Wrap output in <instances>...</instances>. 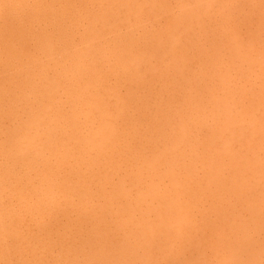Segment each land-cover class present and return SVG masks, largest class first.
Returning a JSON list of instances; mask_svg holds the SVG:
<instances>
[{
	"label": "bare ground",
	"instance_id": "1",
	"mask_svg": "<svg viewBox=\"0 0 264 264\" xmlns=\"http://www.w3.org/2000/svg\"><path fill=\"white\" fill-rule=\"evenodd\" d=\"M28 1L29 0H0V147H1L0 157H1V159H2V157L6 158L5 161L8 162V164L6 163V165H4V166H3V164H5V163H2V165H0V181H1L0 182V192L3 193V190L6 188V186H8V187L10 186L9 188H11V190L14 188V185L12 188V186L10 184L12 182L10 180H16V181L18 180V182L20 183L21 179H23V178H20L18 175L17 176L19 178L15 176L16 170H14V169L18 168L17 173L22 172L24 169H26V173H27V175H29L28 174L29 171H31V169L33 170L32 166L33 165L35 166L36 164H38V165L40 164V166L42 165L44 168V171H43L44 175L42 176V178H40L38 188L36 186L35 188H37V189H35L36 191H34L35 193L34 192L33 193L38 194L39 191H40V193L43 192L44 198L46 197V199H44L42 201L41 198L37 197L38 200L37 199L36 200H37V204H39V208H41V206H42L41 204H43V202L45 200L46 201L44 203H46L47 200L53 201L55 199L54 189H57L58 192L61 191V193L65 194L66 196H69V195L71 196V195H73V193L75 192V189L77 187H79V188L84 187L85 181H86L84 178L85 177L84 174H86V172L84 173V171H83V173H84V174L82 173L84 176L83 177V176H81V173H80L81 170L80 169L77 170L71 165H70L71 167H69L70 160L76 159V160H81L82 163H86L87 171L90 173V176H91L90 178H93V179L97 178L99 180L98 183L100 184V186H101V181H102V183H103L101 186L102 189H100V190H102L101 191V198L104 201L105 205H108L109 203L111 204L114 200H118V202H120L119 199H122V200L128 199V196L130 194H129V191L126 190L124 182H123L124 180H127L126 176H125L126 178L125 177L121 178V179H124V180H121V182L118 180L119 182H117V183H120V184L115 186L116 187L114 189V192L116 190L115 195L112 194L114 192H112L110 194H106L107 190L105 187H107V185H109V183H114L115 178L117 176L119 177V175H118L119 168H117L119 160L116 161L117 159H120V158L123 159V158L127 157V155H128L129 156V157H127L128 161L123 160V162L129 163L130 161H132L131 158L133 156L130 153L131 150H129V145H128V141L130 140V136L128 134V131L126 130V128L123 131H120L118 128H116L115 123L118 122L120 119H124L127 116V114L125 112V110L127 108L131 107L132 105H135V107L137 108V105H138L136 102L137 99L135 100V98H132L134 93L132 91H129L128 95L122 98V97H120V95H118V92L116 93V91H113V89L109 90L110 88H108L105 91H107L108 93L113 91V93H115V94H112V93L111 94H105L106 97L96 96V99L94 100V102L87 101V106L89 108L88 112L83 113V111H82L83 109H82L80 111V113L77 114L76 112L69 113L66 111H61V109H60L56 114H53V111H52L53 105L55 104L54 102L56 101L57 105H59L60 95H61L62 91L64 94L67 93V91L65 90V87L68 90L69 84L72 81H76V79H77L76 84L74 85L73 90H72L73 101H76V99L73 97V96H75V94L73 92L76 91L75 90L76 87L84 90V93H85V92H88L92 88L97 89L98 85L107 83L106 80H104L103 78L101 79V77L98 76V71H97L98 69L96 70L98 63H95V61H93V64L90 65V67L85 70L86 73H82L81 66H85V65H81V61H80V59L82 58L81 53H83V55H86V57H88V58H94V56H95L94 53L92 54L89 51H87V48L91 47L89 43L93 44V42H91V41L86 42L85 45L87 47L85 46L86 47L85 49L87 52L86 51L85 52H77V50L72 52L71 47L64 45V47L61 49V52H68V51L71 52L69 55L70 56L69 58H71V64L72 65H69L68 63L61 64L60 62L57 61V64L55 66H58L57 68H60V71L58 72L56 70L55 74H57V75L55 76V74H54V77H51V78L46 77V84L41 88L42 91H41L40 95H41V97L46 99L47 103H44L43 101H41V102L39 101L38 106L36 108H34L31 112H30V108L27 110L26 107H30V105L33 104L32 102H31L32 104H29L30 100L33 98V96L31 94L32 97L30 100H28V105H26L25 101L28 99L27 94L30 96L29 92L34 93L31 90L34 89L35 78L36 79L37 78L38 79H44L43 74L46 73V69L44 71H42V70H43L45 65L43 66V64H40V61L36 60V59L34 61L32 60L27 66H23V65L18 64V63H21L23 58L26 56V54H27L26 48L31 47V44H29V43H31V41H34L33 43H35V50L36 51L41 52L44 57H47V59L54 60V53H55V51H58V49H56L57 44L60 43L67 34V33L65 34L66 30L63 29L62 25H61V23H63L60 20V17L62 15L70 16V18L72 19V21L71 20L70 21H71L72 25H75V29L82 27L83 25L80 21L87 19L86 22L90 28L89 29V37L98 38V37H102V35H104V34H102V32L105 30H108L109 33H113V32H111L112 29H109V27H110L109 23H111V22L113 24H118V22H119V24H120V22L124 23V21L126 20V22L124 23V26H127L130 29V28H135L138 25H141V23H142L141 17H142L143 13L146 15L147 18L152 17L155 20H158L161 17H163L164 15H167L168 13H170L171 11L168 9V6L165 3H162L159 0H134L132 2L133 4L132 3L131 4H124L121 0H110V4H108L109 3L108 2L107 3L108 5H106V7L101 6V5H100L101 7L99 6L100 11L96 15L95 14H93V15L88 14L87 12H90V10H87L85 8L86 3L80 2V0H76L74 2H73V0L72 1L64 0V2H63V0H60L59 3H61V5L59 7V12L56 10L54 4H52L53 1L51 3L52 5H48L49 3H45L46 0H39L38 5L35 7L30 6L28 4ZM83 1H85V0H83ZM99 1H101L103 3L107 2V0H99ZM219 1L220 0H218V1H215V0H194V3H192V4L182 3V5L180 6V9H179L180 10V16L179 17H171L168 21L167 30L162 32L161 35H159V33L156 32V33H158V35L156 36V38H157V45L156 46H158L160 49V48H162V46L164 44H167V45H169L170 49H173V46H175V43L178 41V37H193L192 33L194 32V26L198 25L202 28V30H204V32L206 33L205 34L206 37L207 36L213 37V40L211 42V46H212V48H214L215 53L212 55V59L210 60V64L208 65V67L212 68L213 65L216 64V61L214 62V60L216 58V55H215L217 53L216 51H218L217 45L219 46V44H220V41H219L220 37H231L230 41H232V38H233V40L235 38L237 39V37H238L239 41L241 40V36L238 34L239 23L244 22L246 24L248 22V24H246V26H248V25L251 26L253 24L256 25V27L253 28L254 30L251 33L253 35L250 36V37H253V39H255V37H256V39H258V37H264V5L262 4L263 0H244V3H245V1H247V3L248 2L253 3V5L250 6V7H252V9L248 10V11L245 8L240 7L241 11L244 13V15H242L243 13L241 12L240 17H239V15H238V17H236L237 14H239V13L235 14L236 16L233 13L234 11L236 12L239 8L237 10H233L232 11L233 14H232L230 12L231 11L230 6L227 7L226 4L231 5L229 3H232V4L234 3L233 6H235V5L238 6V5H241L242 3L238 4L237 0H223L225 2V4L222 8L220 7L221 12H219V14H218V15H221L220 16L221 17V23L219 24V26L217 27V29L215 31L214 30L209 31L205 27V22H204V17L209 13V11H208V9L204 8L203 5L207 4L206 2H209V5L219 4L220 3ZM55 3L57 4V0ZM77 4L79 7L77 6ZM97 4H99V3H97ZM235 7H234V9H235ZM79 8H80V10H79ZM74 11L77 12V15L75 14ZM81 11L83 13L87 14L86 19H85V17L84 18L82 17ZM229 12L231 13V15H229L230 14ZM122 14L125 15L124 16L125 18H122L123 17ZM232 15H234V17ZM132 17H134L136 19L135 23L131 22ZM122 19H124V20H122ZM117 20H118V22H117ZM256 21H257V23H256ZM46 24H48V25H46ZM245 24L244 25L242 24V26H244L246 28ZM47 26H49V27H47ZM103 28H106V29L103 30ZM140 28H142V27H140ZM119 29L120 28L115 27L114 30H119ZM124 29H125V27H124ZM249 29H250V27L247 28V32ZM77 30H79V29H77ZM137 32H139V30ZM248 33H250V32H248ZM141 35L138 36V38H140ZM147 35H149V33ZM121 37H124V36H121ZM130 37H132L129 40L130 43L136 42L134 40L135 37H134L133 31H131ZM154 37H155V35H154ZM128 39H129V36H128ZM163 39H165L166 42H163ZM236 39H235L236 42L233 41L235 44L233 42H230V44L231 43L234 44V45L230 46V62L231 63L236 62V63L234 65L229 64L231 67V68L229 67V70L230 69H233V70H230V71L228 69L225 70V71H229L228 72L229 74H223L222 72L219 73L221 75L219 78V81H220L222 87L225 88L224 90L226 91V88H229L230 84L232 83V81H231V78H232L231 72L232 71H234V73L237 74L238 77H240L239 72L240 71L243 72L244 77L249 79V80L251 77V76H249V74H251L250 70L254 69L256 71L255 74L257 77L254 80L257 81L259 83V85L253 89V92H252L253 96L248 95V93H250V90L253 87V85L250 88H246V86L242 87V91L247 92V95L250 97V100H249L250 104L246 109L244 108L245 109L244 114L238 115L239 117L234 116L233 111H232L233 108H231L234 106H231L229 104L231 101L228 102V97H225L224 99H220V100L217 99V101L214 98H211L212 102H213V100H215L213 102L214 106H216L217 104H220V103H222V105L217 106V108L215 107L216 111H217V114H214L216 126L214 128H211L210 130H208L207 137L204 138L202 143H201V146H202V153L201 154H202V156L203 155L204 156L200 157L198 155L199 154L198 151L196 153V151L194 150V147L192 146L193 142L187 140L188 136L192 137L191 131L185 125L180 123L181 125L180 126L177 125V131H176L177 133L180 134L179 137H176V138L174 137L172 140H170V145H168V146L167 145L165 146V144H164V150L162 151L163 153L161 155H158L161 152L158 151L160 153L157 154V151L154 148L155 151L153 150L152 157L148 160L146 165L144 163L143 166H146L145 169H146L147 173L155 176L156 173L160 174V172L158 170L159 168H161V167H159L160 162L166 160L169 157L171 159L172 167L174 168L176 166H179L180 169L182 168V164H185L187 158L188 159L193 158L194 161H201L202 165L205 167V169H203L204 171L202 170L204 172V174L200 180V181H202V183H204V186L200 187L202 194L204 193V195H207L209 192L212 193L211 188L213 189L214 193L217 192L221 187L227 188L229 190L228 193H230L236 197V202H238V203L240 202L241 205L243 204L246 207L245 208L246 210L250 211V216H251V219L253 222L252 226H253V228H255L254 226L261 223V222H259V220H260V213H259L260 208L261 207L264 208V43H263V47L261 48L260 45L262 42L255 44L256 39L255 40L251 39L250 41H252L253 43L249 45V49L251 48V50H249V52H248L249 54L246 52V48L244 46L241 47L242 51H245V53H247L248 56L246 55L244 57L242 55L244 58L241 57L242 60L238 59L236 61V58L238 56L236 49L239 48V47L237 48L236 46L238 45V43L240 45V42H238ZM154 40L156 41V39H154ZM242 40L244 41V39H242ZM258 40L260 41V39H258ZM92 41H94V40H92ZM261 41L264 42V39H262ZM129 42L127 44H129ZM198 42H199V40H198ZM243 43L245 44V42H243ZM246 43H249V42H246ZM120 44H119V46H120ZM222 45H224V44H222ZM241 46H242V44H241ZM254 46H258V47H254ZM121 47H122V45H121ZM246 47L248 49V46H246ZM92 48H94V47H92ZM103 48L102 49L105 50V47H103ZM125 48L127 50L123 49V51L125 53V54L122 53L123 56H120V55H118V53H115L116 65L113 69L115 72H118V73L121 72L122 75H124L126 78H128L129 83H135L136 81H139L140 79L142 80V77H141V74L143 72L142 67L145 66V63H141L140 58H136L132 55H129V57L126 56V54L133 48H131V46H127ZM148 49H149V47H148ZM243 49H245V50H243ZM143 50H144V48H143ZM240 52H241V50H240ZM240 52L238 54H240ZM59 53H60V51H59ZM192 53H193V51H192ZM250 53L253 54L256 58H252L251 57L252 55ZM174 54H175V52H173V55ZM241 54H242V52H241ZM166 55H164V56H166ZM104 56H105V54H104ZM141 56H143V55H141ZM223 58H225V57H223ZM151 59H154V58H151ZM65 61L67 62L68 60L65 59ZM178 61L179 60H177L174 63V65H172L171 68L174 71H176L177 74L182 75L184 72H186V71H184L185 65H179ZM186 61H187V59H186ZM222 61H224V59H222ZM222 61H221V63H222ZM42 62H44V61H42ZM90 64H91V62H90ZM183 64H185V61H183ZM246 64L248 65L249 70L246 69ZM231 65H233V66H231ZM220 66L224 68V65L222 66L220 64ZM227 66H228V64H227ZM73 67H75V69ZM225 67H226V65H225ZM72 69H74V71ZM37 71L39 73H36ZM102 71H103V69H102ZM187 71H188V69H187ZM206 71H208V69ZM109 72H111V71H109ZM155 72H156V70H155ZM112 73H110V74H112ZM84 76H86V77L84 78ZM113 76L114 75L112 74V77ZM176 76H178V75H176ZM109 77H111V76H109ZM210 77H212V76H209V78ZM241 77L244 78L243 76H241ZM150 78H149L150 80H153L152 77H150ZM210 80H211V78H210ZM116 81L114 82V84L116 83ZM185 82H186V84L189 83V81H187V80H185ZM44 83H45V81H44ZM246 83H248V82L246 81ZM152 84L154 85V81ZM155 84H156V82H155ZM158 84L159 83H157L156 85H158ZM159 85L163 86L162 84H159ZM254 86H255V82H254ZM110 87H111V85H110ZM112 88H114V86ZM153 88H155V86ZM182 88H184V87H182ZM210 88H205V89L207 90ZM213 88H211V90ZM144 89H145V87H144ZM163 89L164 88L162 87L161 91H159V92H162ZM170 89H171V87H170ZM130 90H133V89H130ZM166 90H167V88H166ZM202 90L204 91V89H202ZM168 91L169 90H167L166 92H168ZM208 91H206V92L208 93ZM68 93H69V91H68ZM211 93H209V95L213 96V93L212 94ZM135 94H136V92H135ZM173 94H175V92ZM173 94H171V95H173ZM228 94H229V92H228ZM209 95H208V97H209ZM37 96L38 95H36V98H37ZM179 96H181V95H179ZM230 97H231V95H230ZM113 98L116 99V100H114L115 104L113 105V107H114V110H116V115H118L115 118L117 120H115L113 118L114 115L111 113V110H110L111 100ZM32 100H34V98ZM184 100H185V98H184ZM22 102H24V106L21 105L23 107L22 110H24V109L27 110V111H22V113H21L23 118L22 119L20 118L21 119L20 121H22V122H20V124L14 126V127H8V126L4 127L5 126L4 125L5 120L12 121V122L14 120L16 121L17 109L15 110V108H16L15 106L19 103L22 104ZM120 102H122V103H120ZM189 102L191 103V101H189ZM209 103L211 105V102H209ZM231 103H233V101ZM240 103H242V102H240ZM75 104H76V102H75ZM72 105H73V103H72ZM75 106L77 107V105H75ZM64 107H65V105L63 106V108ZM165 107H167V106H165ZM213 107H212V109H213ZM235 107H236V105H235ZM56 108H58V107H56ZM141 108H139V109H141ZM156 108L158 109V106ZM161 108H162V106H161ZM152 109H153V107H152ZM161 112L163 114V111H161ZM79 114L82 117L81 122L79 121V117H78ZM96 114L99 116V121H101L102 123L99 124V127L96 130H92L93 129L92 126L94 125V123H96V122H94L95 121L94 116ZM166 114L164 112L163 116L164 115L166 116ZM24 117H26V118H24ZM147 117H146V119H147ZM156 118H157V116H156ZM161 119H162V117H161ZM113 120H115V121L113 122ZM150 121H151V119H150ZM159 121L162 122L161 120H159ZM135 124H134V126H135ZM148 124L150 125V122ZM165 125L169 126L168 123H165ZM151 128L152 127H150V129ZM161 128L162 127H160V129ZM89 129H90V131L88 133L89 139L87 137L82 138L80 134H83L85 130H89ZM155 129H157V128H155ZM77 132L78 133L81 132V133L78 134ZM159 133L160 132H158L157 134L159 135ZM160 134L163 135V132H161ZM137 135H138V132H137ZM131 137H133V136H131ZM151 139H152V137H151ZM196 140L197 139H195V137H194V141H196ZM163 141H164V138H163ZM150 142L152 143V141H150ZM72 143L74 145L72 146V148H70ZM149 143L147 145H149ZM234 144H237V147H238L237 150H234L232 148V147H234L233 146ZM145 145H146V143H145ZM187 146L189 149L186 148ZM137 148H138V145H137ZM142 148H143V146H142ZM145 150H146V148H145ZM145 150H143L144 154H146L145 152L147 151V150L146 151ZM148 151H149V149H148ZM149 152H151V151H149ZM46 153H48L49 156L46 157V159H45ZM92 154H95V158H93V159L91 156ZM196 155L199 157L194 158V157H196ZM30 156L32 157V159ZM57 156L59 158H57ZM116 156H118L117 159L115 158ZM41 157L43 158V160L39 161V158L41 159ZM51 157L55 158V159L57 158L56 162H55V160L54 161L51 160L52 164L54 163L53 165L49 162V158L51 159ZM139 157H138V159H139ZM199 158H201L202 160ZM135 161H137V160H135ZM146 161H147V159H146ZM1 162H2V160H1ZM156 163H157V165H155ZM197 163L198 162H196V165H197ZM137 164H136V166H137ZM9 165L11 168H9ZM60 165H63L62 169L59 167ZM77 165H79V164H77ZM65 166H67L66 167L67 170H63L65 168ZM14 167H16V168H14ZM120 167H121V165H120ZM137 167H139V166H137ZM43 168H42V170H43ZM82 168H83V166H82ZM173 168L171 171H169L166 168L165 174L163 176L162 175L159 176L160 178L161 177L168 178L170 183H171L172 191L168 196L153 195V194H155L154 191H153V194H151V191H149V193L144 192V195H143L144 199L146 197L148 198V197L152 196L153 199L158 200V202H156V203L158 204V206H160V209L155 212L156 215H153L154 219L157 222L154 223L151 220L146 221V225H144L142 231L139 232V233H141V235L139 236L140 238L135 237V235H136L135 230L132 229V231L129 232L131 230L129 222L133 223L131 220H133L136 217L135 215H137L136 212L138 210H136L137 208L135 209V207L132 206L131 201L129 203V201L127 200L124 203L125 205H123L125 208L120 209V211L124 210V213H125L124 215H126L127 218L120 216L121 212H119L117 215V219H116L117 221H115V223L117 224V225H115L116 226L115 230H112L110 232L115 234L116 236L129 235V238L127 239V243L130 242V245L125 246V247L118 246L116 250H115V246H114V251H110L107 249L108 241L111 242L113 240V238L110 239L111 238L110 233L106 234L104 232V229H103V232L105 233L104 236L99 234V237H98L95 235H96V232L97 233L100 232L99 227H96V228L92 227V229L94 228L93 232L91 229L90 230H91V233H94V236L92 234L87 233V236L88 235L89 236H88V239H85V245H90V243H91L92 245H94L95 248L92 252H90V250H89L88 251L89 253H88V252H83L86 250L82 249L81 245L77 246L80 248V250L78 251V253H79L78 257H82V255H83L82 261H80L78 263H80V264L81 263L82 264H111V263L112 264H132L133 262H129L130 260L137 261L140 259L141 260L140 264H212V263L208 262L207 260L214 259L216 261L215 264H264V258H263V256H264V243H258V242L253 240V236L250 234L251 232H250V229L248 228L249 226L246 227V226H244L243 223L240 224L238 222V220L231 221L227 218H224L219 210H214L216 215H215V218H213L214 220H212V221L205 214L208 212V211L206 212V210L204 211L205 212L204 214H201V219L196 220V218H194V216H192L193 212H195V211H193V209H195V208L197 209V207L194 206V205H196V203L192 204L188 208L185 207L186 209L184 208L182 198H184L183 194H185V193L181 187H185V186L183 185V183L180 182V179L178 176L179 173L177 174V172H175L176 169H173ZM189 169H191V168L189 167ZM42 170H41V172H42ZM33 172H34V170H33ZM35 172H36V170H35ZM121 172H122V170H121ZM127 172H128V169H127ZM20 176H21V174H20ZM24 176H25V178H27L26 174ZM74 176H76L77 182L73 181ZM38 177H39V175H38ZM128 177H130V176H128ZM132 177H133V175H132ZM37 178H35V179H37ZM90 178H88V180H87V184H88L86 187V192H87L86 194L87 195H88V192H90V193L92 192V190L89 188V185H91V183L93 181H91ZM25 180H27V179H25ZM28 180L30 181V179H28ZM136 180H134V181H136ZM22 182H23V180H22ZM32 182L30 181V183H32ZM80 182H82V186H80ZM27 183L29 184V182H27ZM18 184H15V187L19 186ZM93 184H94V182H93ZM25 185H26V183H25ZM95 185H97V183ZM131 185H133V184H131ZM196 185L197 184H195V186ZM27 186L30 187V185H27ZM27 186H25V187H27ZM133 186H132V188H133ZM25 187L24 188L22 187V188L25 190ZM31 187H34V186H31ZM178 188L181 190V192ZM23 189H21L22 194L24 192ZM227 189H225V190H227ZM5 190H4V193H6ZM21 190L17 191V193L19 192V194H20ZM100 190H98V191H100ZM251 190H254V191H251ZM25 192H27V191H25ZM186 192H188V191H186ZM2 193H0V196H2L1 195ZM11 193L9 192V194H11ZM82 193H85V192H82ZM14 194H16V193H14ZM28 194H30V193H27L26 195H28ZM225 194L228 195L227 193H225ZM4 195L6 196V194H4ZM85 195H79V198H83ZM212 195H213V193H212ZM7 196L9 199V195H7ZM60 196H61V194H60ZM112 196L114 198H112V200H109ZM207 196H209V195H207ZM22 197H23V195H22ZM61 197L64 200L67 199V197H64V196H61ZM73 197L74 196H72V198ZM191 197H194V196H191ZM6 198L7 197H5V201H7ZM24 198H22V199H24ZM26 198H27V196H26ZM185 198H186V195H185ZM200 198H201V196H200ZM0 199H1V197H0ZM22 199L19 196V200H17V201H20ZM187 199H188V197H187ZM218 200H220V199H218ZM22 201H23V203L29 202V201L24 202V200H22ZM191 201H193V200H191ZM1 202L5 203L4 200H2ZM122 202H124V201H122ZM3 203H1L0 205H2ZM8 203H9V201H8ZM32 203H34V202H32ZM136 203L138 206L139 203L138 202H136ZM140 203L142 204V202H140ZM223 203H225V202H223ZM244 203H246V204H244ZM28 204H26V205H28ZM14 205H15V203H14ZM66 205H68V204H66ZM66 205H64V206H66ZM74 205H75V207L77 206L76 204H74ZM142 205L140 208H138L139 213H144L145 211H149L154 206L153 202L148 203L147 200L144 202V205L143 206ZM145 205H146V209H144ZM228 205H230V204H228ZM11 206H10V208H11ZM29 206H30V204H29ZM80 206L82 207V205H78V207H80ZM148 206H151V208ZM6 207H8V204ZM33 207H35V206H33ZM71 207L73 208L74 206H71ZM234 207H236V206H234ZM13 208L15 209V206ZM23 208H24V206H23ZM44 208H45V206H44ZM208 208H209V206H208ZM18 209H19V213L22 212L19 207H18ZM32 209H35V212L37 211L36 207L32 208ZM62 209L64 210L65 207ZM212 209H216V208L213 207ZM224 209L225 208L223 207V211H224ZM233 209H235V208H233ZM8 210H9V207H8ZM40 210H42V208ZM43 210H42V212H43ZM54 210L51 209V211H54ZM105 210H106V208H105ZM236 210L237 209H235L234 211H236ZM241 210H244V209H241ZM5 211H6V209L3 206L2 210L0 209V244L2 243V238L4 235L11 234L9 232V229H11L10 225L6 224V222L4 221L5 219H3V215H5V213H6ZM25 211H27V208ZM198 211H199V209H198ZM225 211L228 213V210H225ZM237 211H239V210H237ZM15 212L16 211L14 210V213H13V211L11 213L15 214ZM77 212H80V210L76 211V213ZM19 213H18V216H20ZM45 213H47V212H45ZM59 213L60 212L58 211V214ZM64 213L66 214V212H64ZM34 214L33 215L30 214V215L34 216ZM49 214L47 213V215H49ZM60 214L58 216H60ZM74 214H75V212H74ZM74 214H72V215L74 216ZM232 214L234 215L235 212ZM23 215L25 216L24 213L22 214V216ZM27 215H29V214L27 213L26 216ZM39 215L42 216V213H40ZM109 215L108 216L111 219L112 216H111V214H109ZM237 215H239V214H237ZM13 216L15 217V215H13ZM18 216H16V217H18ZM31 216L29 217V219L31 218ZM43 216H44V214H43ZM58 216H56V219H58L57 218ZM67 216H68V214H67ZM212 216H213V214H212ZM239 216H240L239 219H241V215H239ZM11 217H12V215H11ZM16 217L12 218L11 221L12 222L15 221V219H17ZM37 217H39V216H37ZM44 217L47 218V216H44ZM79 217L80 216L76 217V219L80 220L81 217L80 218ZM148 217H149V215H148ZM192 217L196 221V225L193 224ZM22 218H20V220H23ZM39 218L41 219V217H39ZM61 218H63V217H61ZM85 218H86V215H85ZM124 218H126V220H124ZM32 219H34V217ZM49 219H50V216H49ZM64 219L67 222L68 219H66V218H64ZM83 219H84V217H83ZM8 220H9V218L6 221H8ZM54 220H55V218H54ZM61 220L62 219H59L58 221H61ZM86 220H87V218H86ZM86 220L84 221L85 223H86ZM102 220L100 219L101 223H102ZM105 220H107V219H105ZM138 220H140V219H138ZM26 221H27V218H26ZM40 221H42V220H40ZM43 221H44V218H43ZM73 221H75V220H73ZM95 221H96V219H95ZM100 221H98V225H100L99 224ZM20 222H22V221H20ZM30 222H27V223L30 224ZM36 222H38V220ZM22 223H24V222H22ZM27 223H25L26 226H27ZM49 223H51V222H49ZM49 223H46L44 226L47 227L49 225H53V224H49ZM18 224L17 225L14 224V225L17 226V228H18ZM57 224H58V222H57ZM59 224H61V223H59ZM59 224H58V226H59ZM80 224H81V222H80ZM88 224H89V222H88ZM12 225H13V223H12ZM54 225H55V222H54ZM54 225H53V227L52 226H49V227L54 228ZM68 225H70V224H68ZM68 225L63 227V230L66 227L68 228ZM77 225H78V222H77ZM112 225H114V223ZM152 225H154V226H152ZM42 226L40 225L41 228H42ZM82 226L80 225L81 228H83ZM138 226H140V224ZM25 228H26V230L28 229L27 227H25ZM33 228L34 227H32V229ZM47 228L44 229V231L49 229V228L48 229ZM20 229L18 228V231H20ZM70 229H66L67 230L66 232H68V230L70 231ZM74 229L76 230V228H74ZM136 229H138V228H136ZM50 230H51V228H50ZM72 230H73V228L71 229V231ZM14 231H15V229H14ZM44 231H42V232H44ZM80 231H81V229H80ZM105 231H106V227H105ZM188 231H191V237H189V238L186 235V233ZM194 231L196 234L194 233ZM20 232H22V230ZM58 232H60V231H58ZM23 233H24V231H23ZM27 233H29V232H27ZM33 233H35V232H33ZM48 233H50V232L47 231V233H46L47 237L49 236V239H47V243L42 242V240L40 241L38 238H36V241L38 242L37 244H39L40 247L43 244V248L41 247V249H44V250L47 249L46 252L50 256H52L54 251L56 249H58V255L60 257L62 254L65 253V251L67 250L68 247H70L71 245L73 246V244H74L73 237H72V241H71V242H73V244H71L68 247H66L65 244H64V246H62L60 244L57 245L60 242V239H59L58 243L53 244L52 240H50V239H52V238H50V236H52L53 234L51 233L49 235ZM56 233H57V230H56ZM62 233H64V232L62 231ZM35 234H37V236H38V233H35ZM39 234H41V232ZM76 234L80 237V238L78 237L79 240L82 239V237L78 233H76ZM14 235H15V233L14 234L12 233L14 241L17 239V236L21 237L19 234L15 235V236ZM24 235H25V233H24ZM56 235H59V233H57ZM77 235L75 236V238L77 237ZM192 236L194 237L193 239H192ZM53 237H59V236H55V234H54ZM196 237L198 238V240ZM22 238H25V237H22ZM30 238H28V239H30ZM39 238H41V237H39ZM66 238L67 239L69 238L68 239V241H69L70 235H69V237L67 236ZM94 238H96L97 241L94 240ZM9 239H11V237ZM20 239L21 238H19L18 240H20ZM62 239L64 240V237ZM191 239H192V241H191ZM4 240L5 239H3V241ZM189 240H190V242H188ZM54 241L56 242V240H54ZM95 241H96V243H95ZM8 242H9V240H8ZM75 242L77 245L76 240H75ZM4 243H2L0 245V248H2L1 246H3ZM25 243H27V242H25ZM34 243H36V242H34ZM68 243H66V244L68 245ZM15 244H16V242H15ZM31 244H32V242L29 240L27 243L28 248H29V246H32ZM96 244H97V246H95ZM99 244H103L104 247L99 245ZM11 245H13V244H11ZM110 245H112V244H110ZM34 246H33L32 250L34 249ZM198 246H199V248H198ZM7 247H9V246H7ZM7 247H4V248H7ZM83 247H84V245H83ZM19 248H18V250H19ZM90 248H91V246H90ZM32 250H31V253H32ZM35 250L36 249H34L33 253H34V256L37 258L39 251H35ZM75 250L77 253V249H75ZM22 251L24 252V250H22ZM42 251L43 250H41V252ZM72 251H74V250H72ZM17 252H15V253H17ZM195 252L197 253L196 255H194ZM26 254L27 253H25L23 255H26ZM17 255H21V254H16V257H14V254L13 255L10 254L9 250L3 251L0 249V264H18L21 261V260L19 261V259L17 260L16 263H14V259L15 258L17 259ZM23 255H21V256H23ZM139 255L142 257L140 258ZM187 255H189V257L184 258V257H187ZM32 256H29V257L32 258ZM40 257H41V255H40ZM42 257L44 259V256H42ZM33 258L31 259V261L29 259H28L29 261L25 260V262L23 264H25V263L26 264H36V263H33V261H34ZM21 259H23V258H21ZM26 259H27V257H26ZM45 260L46 259H44V261ZM73 260H75V258ZM36 261H38V260H36ZM39 261H41V260H39ZM78 261H79V259H78ZM57 264H62V263L59 262Z\"/></svg>",
	"mask_w": 264,
	"mask_h": 264
},
{
	"label": "rangeland",
	"instance_id": "2",
	"mask_svg": "<svg viewBox=\"0 0 264 264\" xmlns=\"http://www.w3.org/2000/svg\"><path fill=\"white\" fill-rule=\"evenodd\" d=\"M52 1H53V3H52ZM70 1H72V0H70ZM74 1H76V0H73V2ZM121 1L124 4H131L134 0H121ZM159 1H161L162 3H165L168 6V9L171 12L168 13L167 15H164L163 17H161L158 20H155L152 17L147 18L146 15L143 13L142 14V17H141V22H142L141 25H138V26L136 25L137 27L130 28V29H129V27L124 26V23L126 22V20L124 21V23L123 22H120V24H119L118 20H117L118 24H113L111 22V23H109V26H110L109 29H112L111 32H113V33H109L108 30H105V31L102 32V34H104V35H102V37H98V38L89 37V29L90 28H89V25L86 22L87 21V19H86L87 18V14L86 13H83L81 11L82 17L83 18L85 17L86 20L80 21L83 26L77 28L79 30L75 29V25H72V23H71L72 19L70 18V16H68V15H62L60 17L61 22H63V23H61V25H62V28L66 30L65 34L66 33L67 34L65 36L66 38L64 37L63 40L60 43L57 44L56 49H58V51H55V53H54V60L47 59V57H44L41 52L36 51L35 50V43H33L34 41H31V43H29V44H31V47L30 48L29 47L26 48L27 54L23 58L22 62L21 63H18V64H21L23 66H27L32 60L34 61L36 59V60H39L40 61V64H43V66L45 65L42 71H44L46 69V73L45 74L42 73L44 75V79H38V78L36 79L35 78L34 89L31 90L35 94L34 93H31V92H29L30 93V96L27 94V98L28 99L25 101V104L26 105H28V100H30L32 96L34 98V100H32L33 99L32 98L30 100V103H29V104H32V103L33 104L30 105V107H26L27 110L30 108V112L34 108H36L38 106V102L39 101L40 102L43 101L44 103H47L46 99H44L40 95L41 94V91H42L41 88L46 84V77H48V78L54 77V74H55L56 70L58 72L60 71V68H57L58 66H55L57 64V61L60 62L61 64L68 63L69 65H72L71 64V58H69L70 57L69 55H70L71 52L70 51H68V52H61V49L64 47V45H67V46L71 47L72 48V52H74L75 50H77V52H85L86 51L85 48L87 47L85 44H86V42H89V41L93 42V44L92 43H89L91 47H88L89 49L87 48V51H89L92 54L94 53L95 56H94V58H88V57H86V55H83V53H81V57H82L80 59L81 65H85V66H81L82 73H86L85 70L88 69L90 67V65L93 64V61H95V63H98V66L96 67V70L98 69L97 70L98 71V76L101 77V79L103 78L104 80H106L107 83L106 84L98 85L97 86V89L92 88L88 92H85V93H84V90L79 89V88L76 87L75 88L76 91L73 92L75 94V96H73V97L76 99V101H73V98H72V90H73L74 85L76 84L77 79H76V81H72L69 84L68 90L63 85L65 87V90L67 91V93L64 94L63 91H62V93L60 95L59 105H57L56 101L54 102L55 104L53 105V109H52L53 114H56L60 109H61V111H66V112H69V113L76 112L77 114L80 113V111L82 109H83L82 110L83 113L88 112L89 111V108L87 106V101L94 102V100L96 99V96L106 97L105 94H111V93L112 94H115V93H113V91H116V93L118 92V95H120V97H122V98L125 97V96H127L129 91H132L134 93V95L132 96V98H135V100L137 99L136 102H137L138 105H137V108L135 107V105H132L131 107L127 108L125 110L127 116L124 119H120L118 122L115 123L116 128H118L120 131H123L125 128L128 131V134H129L130 140H131V141L130 140L128 141V145H129V150H131L130 153L133 156L131 158L132 161L129 162L130 164L129 163H126V162L125 163L123 162V160L124 161H128V158H127V157H129L128 155H127V157H125L127 160L125 158H123V159H121V158L120 159H117L118 156H116L115 157L117 159L116 161L119 160L118 161L117 168H119V173L121 172V170H122V172L120 174L118 173L119 177L117 176L115 178L114 183H109V185H107V187H105L106 190H107L106 191L107 192L106 194H110V193L114 192V189L116 188L115 186H117L118 184H120V183H117V182H119V181L121 182V180H124V179H121V178H123V177L126 176L127 177V180H124L123 182H124V185H125L126 190L129 191V194H130L128 196V199H123V200L122 199H119L120 202H118V200H114L111 204L109 203L108 205H105L104 204V201L101 198V191L102 190H100V189H102L101 188V186L103 184L102 181H101V186H100V184L98 183L99 180L97 178H94L95 180L93 178H90L91 176H90V173L87 171L86 163H82L81 160L71 159L70 160V163H69V167L73 166L77 170L80 169L81 170L80 171L81 176H83V174L86 172V174H84L85 177L83 176L85 178V180H86L85 181V186L82 187V188L81 187L80 188L77 187L75 189V192L71 196L70 195L69 196H66L65 194H62L61 191L58 192L57 189H54L55 199L53 201H51V200L48 201L47 200V202L44 203L46 201L45 200L43 202V204H41L42 205L41 206L42 210L44 209L43 212H42V210H40L41 208H39V204H37V200H38V198H41L42 201H43L44 199H46V197L44 198L43 192L40 193V191H39L38 194H34L35 193L34 191H36L35 189L38 188V184L40 182V178H42V176L44 175V172H43L44 171V168H43V166L42 165L40 166V164L39 165L36 164L35 165L36 167H35L33 165L32 167H33L34 172L31 169V171H29V173H28L30 176L27 175L26 169H24L22 172H18L17 173L18 168L14 167V168H16V169H14V170H16L15 176L16 177L19 176L20 178H23V179H21V182H20L21 184L18 182V180L17 181L16 180H10L12 182V183H10L11 186H12V188H13V185H14V188L15 189L13 188L11 190V188H9L10 186L9 187L6 186V188H5L6 190L4 189L6 193H4V190H3V193L6 194V196L2 192H0V193H2L1 194L2 196H0V197L5 202V203L1 202L2 200L0 199V204L3 203L2 205H0V209L2 210V208L4 206V208L6 209V211H5L6 213L9 210L11 212L13 211V213H14V210L16 211L15 214L11 213L10 211L7 214L4 212L5 215H3V219H5L4 221L6 222V224H9L10 225V228L11 229H9V232L11 234H9V235L6 234V235L3 236L2 243H4V242L5 243H4L3 246H1L2 248H0V249L3 250V251L9 250L10 254H12V255L14 254V257H16V254L23 255V254L27 253L26 255H23V256L17 255V259L16 258L14 259V263H16L17 260L19 259V261L20 260L21 261L18 264H23L25 262V260H28L29 259L31 261V259L34 257L33 258L34 259L33 263H36V264H57L59 262H61L62 264H80L78 262L82 261L83 255H82V257H78V254H79L78 251L80 250V248L77 247V246L81 245L82 246L81 248L84 249V250H86V251H83V252H88L89 250H90V252H92L94 250V248H95L94 245H92L91 243H90V245H85V239H88V236L89 235L87 236V233L88 234H92L94 236V233H91V230L93 232V229L96 228V227H99L100 232L99 231H98L99 233L96 232V235L95 236H98L99 237V234L102 235V236H104L105 233L106 234H109L110 233V237H111L110 239L113 238V240L111 242L108 241V244H107V249L108 250L114 251V246H115V250H116L118 246L125 247V246L130 245V242L127 243V239L129 238V235H126V236H124V235L116 236L115 234H113V233L110 232L112 230H115V227H116L115 225H117L115 223V221H117L116 219H117V215H118L119 212H121L120 213L121 214L120 216H123V217H126L127 218V216L124 215L125 214L124 213V210H121L120 211V209L125 208L123 206V205H125L124 203L127 200L129 201V203L131 201L132 202V206L135 207V209L137 208L136 210H138L136 212L137 215H135L136 217L133 220H131L133 223L129 222V225L131 227V230L130 231L128 230V231L131 232L132 229L135 230V233H136L135 237L140 238L139 236L141 235V233H139V232H141L142 229H143V226L146 225V221H150L151 220L154 223L157 222L154 219L153 215H156L155 212L160 209V206H158V204L156 203V202H158V200L153 199L152 196H150L148 198L146 197L147 199L146 198L144 199V197H143L144 192L145 193H149V191H151V194H153V191H154L155 194H153V195H156V196H162V195L168 196L171 193V191H172V186H171V183H170L169 179L166 178V177H161V178L159 177L160 175L163 176L165 174L166 168L169 171L172 170L173 167L171 165V159H170V157L167 158L166 160L160 162V166L159 167H161V168L158 169L159 172H160V174L159 173H156L155 176L147 173L146 172V169H145L146 166H143L144 163L146 165V163L148 162V160L152 157V154H153L152 152H153L154 148L157 151V154L161 152L160 154H158V155H161L163 153L162 151L164 150V144H165V146L166 145L168 146V145H170V140H172L174 137L175 138L176 137H179L180 134L176 132L177 131V125L180 126L181 124H183L192 133V137L191 136H188L187 137V140L193 142L192 143V146L194 147V150L196 151V153L198 151V153H199L198 155L200 157H203L204 155L202 156V154H201L202 153L201 143H202L203 139L207 137L208 130H210L211 128H214L216 126L214 114H217V111H216L217 106L222 105V103H220V104H217L216 106H214L213 102L215 100L217 101V99L220 100V99H224L225 97H228V102H230V101L232 102L233 101V103L230 102L229 104L231 106H234V107H231V108H233L232 111H233L234 116L243 115L244 112H245V109L249 106V104H250V101H249L250 100V97L249 96L252 95L253 89L256 86L259 85V83L254 80L257 77L256 74H255L256 71L254 69L253 70H250V72H251V74H249V76H251L250 77V80L244 77L243 72H241V71L239 72L240 77L241 76L244 77V78H242V77L240 78V77H238L237 74L234 73V71H232L231 72V77H232L231 78V81H232V83L230 84L229 88H226V91L224 90L225 88L222 87V85H221V83L219 81V78L221 76L219 73L222 72L223 74H229L228 72L230 70H233V69H230L229 70V67H230L229 64H233L234 65L236 63V62L235 63H231L230 62V46L235 44L234 42H236L235 41L236 38L234 37L235 38L234 40L232 38V41H230L231 40V37H220L219 38L220 44H219V46L217 45L218 51H216L217 52L215 54L216 55V58L214 60V62L216 61V64L213 65L212 68L208 67V65L210 64V60L212 59V55L215 53L214 48H212V46H211V42L213 40V37H209V36L206 37V35H205L206 33L198 25H195L194 26V32L192 33V36L193 37H178V41L175 43V46H173V49H170L169 45H167V44H164L162 46V48L159 49V47L156 46L157 45V38H156V36L158 35V33H159V35H161L162 32H164V31L167 30V28H168V21H169V19L171 17H179L180 16V10L179 9H180V6L182 5V3H185V4L186 3H190V4H192V3H194V0H159ZM215 1H218V0H215ZM55 2H56V0H46L45 1V3H49L48 5L54 4L56 10L59 12V7L61 5V3H59L60 0H57V4ZM63 2H64V0H63ZM80 2H85L86 3L85 8L87 10H90V12H87V13L88 14H91V15H93V14L96 15L100 11V8H99L100 5L106 7V5L110 4V0H107V2H104V3L101 2V1H99V0H85V1L80 0ZM219 2H220L219 4H213V5H209V2H206L209 6L207 4H204L203 5V7L206 8V9H208V11H209V13L204 17L205 27L209 31H211V30L212 31L213 30L215 31L217 29V27L219 26V24L221 23V17H220L221 15H218V14H219V12H221L220 11V7L222 8L224 6L225 2L223 0H220ZM38 3H39V0H35V1L34 0H31L30 1L29 0L28 1V4L30 6H33V7L37 6ZM97 3H99V4H97ZM237 3L238 4L242 3V4L241 5H238V6L235 5L236 7L233 6L234 3L233 4L232 3H229L231 5L226 4L227 7L230 6V10H231L230 12L231 13H232L233 10H237L239 8L236 12L235 11L233 12L234 15L237 14V13H239V14H237V16L235 15L236 17H238V15L240 17L241 12H242L241 11V8H245L247 11L252 9V7H250V6L253 5V3H249V2L247 3V1H245V3H244V0H237ZM262 4L264 5V0H263V3ZM77 6H78V4H77ZM234 7H235V9H234ZM79 10H80V8H79ZM74 12L77 15V12L76 11H74ZM231 13L229 15H231ZM234 15H232V16L234 17ZM242 15H244V13ZM124 16L125 15H123L122 18H125ZM122 20H124V19H122ZM135 21H136V19L134 17H132L131 22L132 23H135ZM256 23H257V21H256ZM242 24L244 25L245 23L244 22H241V23H239V26H238V28H239L238 34L241 36V40L239 41L238 37L236 39L238 42H240V45L238 43V45L236 46L237 48L239 47L238 49H236V52H237V55H238L237 58H236V61L238 59L239 60H242L241 57L244 58L247 55V53L249 52V50H251V48L249 49V45L253 43L252 41H250L251 39H253V37H250V36L253 35L251 33L254 30L253 28L256 27L255 24H253L251 26H249V25L246 26V24H248V22H247L245 24V26H246V28H245L244 26H242ZM46 25H48V24H46ZM122 25L125 27V29H124V27ZM47 27H49V26H47ZM115 27L116 28H120V29L119 30H114ZM140 27H142V28H140ZM248 27H250V29L248 30V32H250V33L247 32V28ZM104 29H106V28H103V30ZM137 29L139 30V32H137L138 31ZM131 31L134 32V37H135L134 40L136 41L134 43H130L129 42V40L132 38V37H130ZM156 32H158V33H156ZM148 33H149V35H147ZM140 35H141V37L138 38V36H140ZM154 35H155V37H154ZM121 36H124V37H121ZM128 36H129V39H128ZM154 39H156V41ZM242 39H244V41ZM255 39H256V37H255ZM255 39H253V40H255ZM258 39H260V41ZM258 39L255 40V44L256 43L258 44V43H261L262 42L261 45H260V47L262 48L264 42L261 41V40L264 39V37H258ZM92 40H94V41H92ZM198 40H199V42H198ZM128 42H129V44H127ZM163 42H166V40L163 39ZM230 42H233L234 44H232V43L230 44ZM243 42H245L246 45ZM246 42H249V43H246ZM119 44H120V46H119ZM222 44H224V45H222ZM241 44H242V46H241ZM121 45H122V47H121ZM127 46H131V48H133V49H131L126 54V56L129 57V55H132V56H134L136 58H140V62L141 63H145V66L142 67L143 68V72L141 74L142 80L140 79L141 80V81L139 80L140 82L135 80L136 81L135 83H129V79L128 78H126L124 75H122L121 72H119V73L118 72H115L114 69H113L115 67V65H116L115 53H118V55L123 56L122 55V53H124L123 49L124 50H127L125 48ZM243 46L246 48V52L247 53H245V51H242V48L241 47H243ZM246 46H248V49H247ZM92 47H94V48H92ZM103 47H105V50L106 51L103 50L104 49ZM148 47H149V49H148ZM254 47H258V46H254ZM143 48H144V50H143ZM239 49L241 50L242 54H241V52H240ZM243 50H245V49H243ZM59 51H60V53H59ZM192 51H193V53H192ZM238 51L240 52V54H238L239 53ZM173 52H175L174 55H173ZM103 53L105 54V56H104ZM141 55H143V56H141ZM164 55H166V56H164ZM251 55H252L251 56L252 58H256L253 54H251ZM223 57H225V58H223ZM151 58H154V59H151ZM65 59H67L68 61L66 62ZM186 59H187V61H186ZM222 59H224V61H222ZM177 60H179L178 61L179 65H185L184 71H186V72H184L182 75L181 74H177V72L174 71L171 68L172 65H174V63ZM182 60L185 61V64H183V61ZM42 61H44V62H42ZM221 61H222V63H221ZM90 62H91V64H90ZM220 64L222 66L224 65V68L221 67ZM227 64H228V66H227ZM225 65H226V67H225ZM233 65H231V66H233ZM73 68L75 69V67H73ZM74 69H72V70L74 71ZM102 69H103V71H102ZM187 69H188V71H187ZM205 69L206 70L208 69V71H206ZM227 69L229 71H225ZM246 69L249 70V67H248L247 64H246ZM155 70H156V72H155ZM109 71H111V72H109ZM36 73H39V72L37 71ZM110 73H112L114 76L112 77V74H110ZM56 75L57 74H55V76ZM176 75H178V76H176ZM109 76H111L112 78L109 77ZM209 76H212V77H210L211 80H210ZM85 77L86 76H84V78ZM150 77H152L153 80H150L151 79ZM185 80L189 81V83H188L189 85L186 84ZM44 81H45V83H44ZM115 81H116V83H115L116 85L114 84ZM153 81H154V85L152 84ZM246 81L248 83H246ZM155 82H156V84L159 83V84H162L163 86H160L159 84L156 85ZM254 82H255V86H254ZM110 85H111V87H110ZM252 85H253V87L251 88L250 93H248V95H249L248 96L247 95V92H243L242 91V87L243 86H246V88H250ZM113 86H114V88H112ZM154 86H155V88H153ZM169 86L171 87L172 90L170 89ZM144 87H145V89H144ZM162 87L165 90L163 89L162 92H159V91H161ZM182 87H184V88H182ZM210 87L211 88L214 87V88L211 90ZM108 88H110L109 90H112L113 89V91H111V92L108 93L107 91H105ZM166 88H167V90H169L168 92H166L167 91ZM205 88H210V89H207L206 90ZM130 89H133V90H130ZM202 89H204V91ZM68 91H69V93H68ZM173 91L175 92V94H173L174 93ZM206 91H208V93ZM135 92H136V94H135ZM211 92L213 93V96L209 95V93H211ZM228 92H229V94H228ZM31 94H32V96H31ZM171 94H173V95H171ZM36 95H38L37 98H36ZM179 95H181V96H179ZM208 95H209V97H208ZM230 95H231V97H230ZM184 98H185V100H184ZM211 98H214L215 100H213V102H212L211 101ZM114 100H116V99L113 98L111 100L110 110H111V113L114 115L113 118L115 119L118 115H116V110H114V107H113V105L115 104L114 103ZM188 100L191 101V103ZM75 102H76V104H75ZM209 102H211V105H210ZM240 102H242V103H240ZM72 103H73V105H72ZM120 103H122V102H120ZM21 105L24 106V102H22V104L19 103V104H17L15 106L16 107L15 110L17 109V111H16V121L14 120L15 122L14 121L12 122V121L5 120V122H4V125L5 126L4 127H7V126L8 127H14V126L20 124V122H22V121H20L23 118V116H22L21 113H22V111H27V110L26 109L22 110L23 107ZM64 105H65V107L63 108ZM75 105H77L78 108ZM235 105H236V107H235ZM157 106H158V109L156 108ZM161 106H162V108H161ZM165 106H167V107H165ZM56 107H58V108H56ZM152 107H153V109H152ZM212 107H213V109L216 107L214 109L215 111L212 109ZM139 108H141V109H139ZM160 110L163 111V114H164V112H165V114L167 113L166 116L165 115L163 116V114H162V112ZM209 113L210 114L212 113V114L210 115ZM156 116H157V118H156ZM78 117H79V121L81 122L82 121L81 115L79 114ZM94 117H95V121L94 122H96V123H94V125L92 126L93 127L92 130H96L99 127V124L102 123L101 121H99V116L97 114ZM146 117H147V119H146ZM161 117H162V119H161ZM24 118H26V117H24ZM150 119H151V121H150ZM115 120H117V119H115ZM115 120H113V122ZM159 120H161L162 122H160ZM149 122H150V125L148 124ZM165 123H168L169 126H166ZM134 124H135V126H134ZM150 127H152V128L150 129ZM160 127H162V128L160 129ZM155 128H157L158 130L155 129ZM89 131H90V129L89 130H85L83 134H80L81 132L80 133L77 132V133L80 134L82 138H85V137L88 138ZM137 132H138V135L139 136L137 135ZM158 132H160V133L163 132V135L160 134V133L158 135L157 134ZM131 136H133V137H131ZM193 136L195 137V139H197L196 141H194V137ZM151 137H152V139H151ZM163 138H164V141H163ZM150 141H152V143ZM145 143H146V145L149 143V145H147L148 147L145 145ZM73 145L74 144L72 143L70 148H72ZM137 145H138V148H137ZM142 146H143V148H142ZM233 146L234 147H232V148L234 150H237V148H238L237 147V144H234ZM145 148H146L147 151L145 150ZM186 148H188V146ZM0 149H1V147H0ZM148 149L151 152H149ZM143 150L146 151L145 152L146 154H144ZM158 151H160V152H158ZM48 156H49V154L46 153L45 159ZM91 156H92V159L95 158V154H92ZM199 156L196 155V157H194V158H197ZM138 157H139V159H138ZM57 158H59V157L57 156ZM57 158L55 159V158H52L51 157V159L49 158V162L52 164L51 160H53V161L55 160V162H56L57 161ZM31 159H32V157H31ZM146 159H147V161H146ZM199 159H201V158H199ZM1 160H2V162H1ZM5 160H6V158L2 157V159H1V157H0V165H2V163H5V164H3V166L6 165V163L8 164V162L5 161ZM41 160H43L42 157H41V159L39 158V161H41ZM135 160H137V161H135ZM196 162H198L197 165H196ZM77 164H79V165H77ZM136 164L139 167H137ZM185 164H182V168L181 169H180L179 166H176V167L173 168V169H176L175 172H177V174L179 173L178 176H179L180 182L183 183V185L185 186V187H181L184 190V193H185V194H183V197L184 198H182V202H183L184 208L185 207L188 208L192 204L196 203V205H194V206H196L197 209L196 208L193 209V211H195V212H193V215L192 216H194V218H196V220L197 219H201V214H204L205 213L204 211L206 210V212L207 211L208 212L205 213V214L211 219V221L214 220L213 218H215V215H216L215 212H214V210H219L220 213L223 215L224 218H227V219H229L231 221L238 220V222L240 224L243 223L244 226H246V227L249 226L248 228L250 229V232H251L250 234L253 236V240L256 241V242H258V243H264V208L261 207L260 208V212H259L260 213V220H261V221L259 220V222H261V223H259L258 225L254 226L255 228H253V226H252L253 225V222H252V219H251V216H250V211L249 210H246L245 209L246 207L243 204L241 205L240 202L239 203L236 202V197L233 196L232 194L228 193L229 190L227 188L221 187L215 193L213 192V189L211 188V191H212L213 195H212L211 192H209L207 194L210 197L207 196V195H204V193L202 194V191L200 190V187L201 186H204V183H202V181H200V180H201V177L204 174V172H203L204 170L203 169H205V167L202 165V162L201 161H194L193 158H189V159L187 158ZM120 165H121V167H120ZM155 165H157V163ZM82 166H83L84 169L82 168ZM130 166L131 167L133 166V167L131 168ZM59 167L62 169L63 165H60ZM66 167L67 166H65V168L63 170H67ZM189 167L191 169H189ZM9 168H11L10 165H9ZM42 168H43V170H42ZM127 169H128V172H127ZM35 170H36V172H35ZM41 170H42V172H41ZM83 171H84V173H83ZM20 174H21V176H20ZM25 174H26L27 178H25V176H24ZM38 175H39V177H38ZM132 175H133V177H132ZM128 176H130V177H128ZM35 178H37V179H35ZM88 178H90V180L93 181L94 184L92 182L91 185H89V188L92 190V192L91 193L88 192V195H87L86 194L87 193L86 192V187L88 185L87 184ZM25 179H27V180H25ZM28 179H30V181L31 182L33 181V182L30 183V181ZM22 180H23V182H22ZM134 180H136V181H134ZM73 181L77 182L76 176H74V180ZM27 182H29V184ZM25 183H26V185H25ZM96 183H97V185H95ZM15 184H18L19 186L15 187ZM131 184H133L134 186L131 185ZM195 184H197V185L195 186ZM27 185H30V187L27 186ZM25 186H27V187H25ZM31 186H34V187H31ZM36 186H37V188H35ZM80 186H82V182H80ZM132 186H133V188H132ZM22 187L23 188L25 187V190ZM21 189L24 190L23 194H22V190ZM225 189H227V190H225ZM19 190H21L20 191V194H19V192L17 193V191H19ZM98 190H100V191H98ZM25 191H27V192H25ZM186 191H188V192H186ZM251 191H254V190H251ZM9 192L10 193L12 192V193L9 194ZM13 192L16 193V194H14ZM82 192H85V193H82ZM115 192H116V190H115ZM115 192L112 193V194L115 195ZM180 192H181V190H180ZM27 193H30V194L26 195ZM225 193H227L228 195H226ZM60 194H61V196L67 197V199L66 200L62 199V197L60 196ZM7 195H9V199H8V196ZM22 195H23V197H22ZM79 195H85V196L83 198H79ZM185 195H186V198H185ZM190 195L191 196H194V197H191ZM19 196H20L21 199L25 197L22 200H24V202L29 201L30 203L29 202L28 203L30 204V206H29L28 203H23L22 200L17 201V200H19ZM26 196H27V198H26ZM72 196H74V197L72 198ZM200 196H201V198L202 197L203 198L201 199ZM5 197H7L6 198L7 201H5ZM187 197H188V199H187ZM112 198H114V197L112 196L109 200H112ZM190 199L193 200V201H191ZM218 199H220V200H218ZM146 200L148 201V203L153 202V205L154 206L152 205L153 206L152 208H151V206H148V207L151 208L149 211H145L144 213H139V209L138 208H140L142 204L144 205V202ZM8 201H9V203H8ZM122 201H124V202H122ZM32 202H34V203H32ZM136 202L139 203L138 206H137V203ZM140 202H142V204ZM223 202H225V203H223ZM14 203H15V205H14ZM65 203L68 204V205H66ZM7 204H8L9 210H8V207H6ZM26 204H28V205H26ZM74 204H76L77 206L75 207ZM228 204H230V205H228ZM244 204H246V203H244ZM22 205L24 206V208H23ZM43 205L45 206V208H44ZM64 205H66V206H64ZM78 205H82L83 208L81 206L78 207ZM10 206H11V208H10ZM14 206H15V209L13 208ZM33 206L36 207V210H37L36 212H35V209H32V208H35ZM71 206H74L75 208L74 207L72 208ZM208 206H209V208H208ZM234 206H236V207H234ZM18 207L21 209L22 212L19 213ZM64 207H65V209L63 210L62 208H64ZM213 207L216 208V209H212ZM223 207L225 208L224 211H223ZM26 208H27V211H25ZM105 208H106V210H105ZM233 208H235V209H237L239 211H237V210L234 211L235 209H233ZM51 209L52 210L55 209V210L54 211H51ZM144 209H146V205L144 206ZM198 209H199V211H198ZM241 209H244V210H241ZM79 210H80V212H77L78 213L77 214L76 211H79ZM225 210H228V213ZM58 211L60 213L62 212L61 214L59 213L60 216H58L59 215L58 214ZM45 212H47L48 214L50 213V214L47 215V213H45ZM64 212H66V214ZM70 212L72 214H74V212H75L74 216ZM234 212H235V214L233 215L232 213H234ZM18 213H19L20 216H18ZM23 213L25 214V216L24 215L22 216ZM27 213L29 215L30 214L33 215L34 213L35 214H34V216H31L30 215L31 216V218H30L31 220H30L29 219L30 216L29 215L26 216ZM40 213H42V216L39 215ZM43 214H44V216H47L48 219L46 217H44ZM67 214H68V216H67ZM109 214H111V216H112L111 219L109 218V216H110ZM212 214H213V216H212ZM237 214L241 215V219L242 220L239 219L240 216L237 215ZM11 215H12V217H11ZM13 215H15V217L18 216V217H16L17 219H15V221L17 223L15 221H13V222L11 221L12 218H15ZM85 215H86L87 220L85 218ZM148 215H149V217H148ZM37 216L41 217V219L39 217H37ZM49 216H50V219H49ZM56 216H58L57 217L58 219H56ZM78 216L81 217V218L79 217L80 220L79 219H76V217H78ZM33 217H34V219H32ZM61 217H63V218H61ZM83 217H84V219H83ZM6 218L7 219L9 218V220L6 221L7 220ZM20 218H22L24 221L23 220H20ZM26 218H27V221H26ZM43 218H44V221H43ZM54 218H55V220H54ZM64 218L68 219L67 222H66V220ZM126 218H124V220H126ZM194 218L192 217V219H193L192 222H193V224L196 225V221L194 220ZM59 219H62V220L61 221H58ZM95 219H96V221H95ZM100 219L101 220L103 219L102 220V223H101ZM105 219H107V220H105ZM138 219H140V220H138ZM37 220H38V222H36ZM40 220H42V221H40ZM73 220H75V221H73ZM85 220H86V223L84 222ZM20 221H22L24 223H22ZM76 221L78 222V225L79 226L77 225V222ZM98 221H100L99 222L100 225H98ZM9 222L10 223L12 222L13 225H12V223L10 224ZM27 222H30V224L27 223ZM49 222H51V223H49ZM54 222H55V225H54ZM57 222H58V224L59 223H61V224H59V226H58ZM80 222H81V224H80ZM88 222H89V224H88ZM25 223H27V226H26ZM46 223L53 224L55 229L52 228L53 225H49V224L48 225L49 226H52V227L47 226L49 228L48 229L46 226H44ZM113 223H114V225H112ZM14 224L15 225L18 224V228L19 229L21 228L20 231L22 230V232L18 231L17 226H15ZM68 224H70V225H68ZM139 224H140V226H138ZM40 225L41 226L43 225L42 228L40 227ZM66 225H68V228L66 227L63 230V227H65ZM80 225L81 226L83 225L82 226L83 228H81ZM104 226L106 227V231H105V227ZM152 226H154V225H152ZM25 227H27L28 229L26 230ZM32 227H34L35 229L34 228L32 229ZM92 227H94V228L92 229ZM135 227L138 228V229H136ZM43 228L44 229L47 228L48 230H45L44 231ZM50 228H51V230H50ZM70 228L71 229L73 228V230L71 231ZM74 228H76V230ZM14 229H15L16 232L14 231ZM66 229H70V231L68 230V232H66L67 231ZM80 229H81V231H80ZM103 229H104V232L105 233L103 232ZM56 230H57V233H59V235H56L57 234L56 233ZM23 231H24L25 235H24ZM42 231H44L45 233L42 232ZM47 231L50 232V233H48L49 235L51 233L53 234L52 236H50V238H52L50 240H52V243L53 244L54 243H58L59 242V239H60V242L57 245L60 244V245L64 246V244H65V246L68 247L71 244H73V242H71L72 241V237H73V240H74L73 246L71 245L70 247H68L67 250L65 251V253L62 254L60 257L58 255V249H56L54 251V253H53L52 256L48 255L47 252H46L47 249H45V250L44 249H41V247L43 248V244L40 247V245L37 244L38 242L36 241V238H38L40 241L42 240V242L47 243V239H49V236L47 237V235H46ZM58 231H60V232H58ZM62 231L64 233H62ZM27 232H29V233H27ZM33 232L38 233V236L40 235L39 237H41V238H39L37 236V234H35ZM40 232H41L42 235L39 234ZM12 233L13 234L15 233V235L19 234L21 236V237L17 236V239L16 240L18 242L16 240L14 241V238L12 236ZM76 233H78L82 237V239L79 240L80 237ZM194 233H195V231H194ZM54 234H55V236H59V237H53ZM66 235L68 237L70 235V240L69 241H68L69 238L67 239L66 238L67 237ZM76 235H77V237L75 238ZM186 235H187L188 238L191 237V231H188L186 233ZM10 237H11L12 240L9 239ZM22 237H25V238H22ZM63 237H64V240L62 239ZM19 238H21L22 240L21 239L18 240ZM28 238H30V239H28ZM193 238L194 237L192 236V239ZM3 239H5V240L3 241ZM192 239H191V241H192ZM8 240H9V242H8ZM27 240L28 241L30 240L32 242V244H31L32 246H29V248L31 247L30 249L28 248V245H27L28 241ZM54 240H56V242ZM75 240L77 241V245H76ZM94 240L97 241L96 238H94ZM197 240H198V238H197ZM33 241L36 242V243H34ZM96 241H95V243H96ZM15 242H16V244H15ZM25 242H27V243H25ZM188 242H190V240ZM66 243H68V245ZM11 244H13V245H11ZM110 244H112V245H110ZM83 245H84V247H83ZM99 245H101V246L104 247L103 244H99ZM7 246H9V247H7ZM33 246H34V249H36L35 251H39L38 252V256H37L38 259L34 256V253H33L34 252V249L32 250ZM90 246H91V248H90ZM95 246H97V244ZM4 247H7V248H4ZM18 248H19V250H18ZM74 248L77 249V253H76V250ZM198 248H199V246H198ZM40 249L44 251V252L42 251L44 254L41 252ZM22 250H24L25 253ZM31 250H32V253H31ZM72 250H74L75 252L72 251ZM15 252H17V253H15ZM196 254L197 253L195 252L194 255H196ZM40 255H41V257H40ZM29 256H32V258L29 257ZM42 256H44V259H46L45 261H44V259H43ZM26 257H27V259H26ZM73 257L75 258V260L76 259L77 260L76 261L73 260L74 259ZM141 257L142 256H140V258ZM188 257H189V255H187V257H184V258H188ZM21 258H23V259H21ZM263 258H264V256H263ZM78 259H79V261H78ZM36 260H38V261H36ZM39 260H41V261H39ZM207 261L210 262V263H212V264H215L216 263V261L214 259H209ZM129 262H133L132 264H140L141 263V260L140 259L137 260V261L130 260Z\"/></svg>",
	"mask_w": 264,
	"mask_h": 264
}]
</instances>
